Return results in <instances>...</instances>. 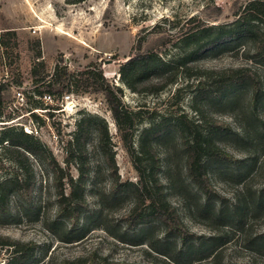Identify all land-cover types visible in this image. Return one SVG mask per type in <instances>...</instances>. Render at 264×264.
<instances>
[{"label":"rangeland","instance_id":"obj_1","mask_svg":"<svg viewBox=\"0 0 264 264\" xmlns=\"http://www.w3.org/2000/svg\"><path fill=\"white\" fill-rule=\"evenodd\" d=\"M247 1L0 0V34L8 33L4 35L5 45L0 46V82H10L9 102L0 110V129L21 127L44 144L61 166L66 164V140L80 117L96 115L108 131L101 138L91 129L86 137L90 164L98 169V175L96 184H85L83 190L74 191L75 196L82 195L78 198L75 226L67 215H60L56 196L60 190L68 194L70 184L55 187L46 162L29 155L35 182L19 184V190L10 193L7 208L0 211V235L35 242L37 248L30 264H161L159 260L163 259L147 243L158 242L163 226L153 221L147 227L129 226L124 216L133 206V193L112 195L100 144L113 156L121 180H135L136 172L103 96L76 92V85H72L67 97L33 104L40 98L30 74L36 40L49 71L58 57L74 75L78 68L95 62L111 83L122 88L123 103L140 111L136 142L152 122L162 119V128L169 127V133L157 141L162 185L184 225L197 234L201 243V247L192 241L182 245L172 237L167 240L169 252L176 255L182 250V264H264V56L255 55L250 41L198 53L197 59L188 63L190 68L175 69L176 81L157 94L132 92L118 74L138 37L145 38L143 50L155 49L170 59L187 32L202 25L231 24ZM8 30L15 33L5 32ZM257 38L261 39L262 34L258 33ZM230 67H245L254 78L256 101L252 100L253 89L248 82L226 85L218 93L206 91V96L193 98L198 86H209L212 79L219 78L217 72ZM181 114L201 130L214 127L219 146L232 156V161L209 160L208 176L218 197L208 202L188 181L181 138L170 128ZM5 143L0 145V181L16 170L4 151ZM74 164L70 162V173L76 176ZM241 188L247 189L241 200H259V206L246 208L242 219H234L239 225L230 229L225 224L233 219L218 217L217 212L220 207L229 208ZM21 208L24 215H16ZM77 234H81L80 240L65 241L64 237ZM214 234H218L219 241H226L203 258ZM142 237L148 241L135 244ZM10 251L0 247V264L10 257Z\"/></svg>","mask_w":264,"mask_h":264},{"label":"trees","instance_id":"obj_2","mask_svg":"<svg viewBox=\"0 0 264 264\" xmlns=\"http://www.w3.org/2000/svg\"><path fill=\"white\" fill-rule=\"evenodd\" d=\"M14 34V30H8ZM261 33L262 38L258 39L257 34ZM0 34V46H4V35ZM182 45L177 47V52L172 58L162 57L161 53L155 49L143 50L144 37H138L132 45L130 53L120 64L118 74L120 81L132 92L144 94H157L169 84L177 79L175 69H189L188 63L197 59L198 53H212L219 47H228L247 41L253 43L252 50L255 55L264 56V0H248L244 3L243 9L231 24H211L199 26L196 30L187 32L181 39ZM36 53L34 55V65L30 69L33 84H37L36 95L41 99L43 95H50L54 100L62 99L69 92L72 85H76L75 91L81 93H100L104 102L117 126L123 148L129 156L131 164L136 172L135 180H121L117 172L115 161L109 155L103 144L101 152L103 154L102 163L105 165L106 174L109 176V183L112 184V195L128 191L134 195V203L126 213L124 219L129 226L147 227L153 221L163 226V234L156 244L140 238L135 244H142L148 241V246L156 255L163 259L161 264H182L179 256L182 250L173 255L167 250V240L175 237L182 245L187 242H194L198 247L201 243L197 240L198 236L187 229L179 217L175 207L167 199L165 188L162 185L160 171V156L157 151L158 137L169 133V127L162 128V119L152 122L145 127L135 141L137 125L140 122L139 110H133L123 103L121 95L122 88L111 83L104 75L101 68L91 62L77 69V74L71 72L61 57L55 59L52 69L49 71L41 58L39 40L35 42ZM63 63V65L61 64ZM192 68V67H191ZM245 67L226 68L219 78L212 79L209 86L199 87L193 98L197 99L202 95L206 96V91L218 93L226 85L248 82L252 86V100L256 101L258 88L254 78L247 73ZM211 77V76H210ZM209 78V76H208ZM15 84L19 82L14 80ZM9 80L0 82V110L7 106L10 95ZM210 89V90H208ZM35 99L34 105H43V102ZM44 101V100H43ZM48 108V107H47ZM36 116L35 112H32ZM49 115H52L49 112ZM12 119V118H10ZM9 120V119H8ZM213 124L217 125L215 118L210 117ZM6 125V124H3ZM0 129V145L6 141L4 151L9 160L16 168L15 173L0 181V211L8 206V197L12 191L19 190V184H34L35 176L29 155L46 162L51 175V183L58 187V184H70L71 189L68 194L62 190L56 196L60 205V215H67L73 220V225L78 223L79 199L82 195L75 196V190H83L85 184H96L98 169L90 164L89 152L86 144V137L91 129L103 137L107 135V125L96 115L80 117L75 122V128L70 138L66 140V159L65 166H61L53 157L52 153L37 138L28 132H24L21 127L2 126ZM222 127V125H220ZM170 128L178 133L181 138V147L185 154V172L188 181L193 188L204 194V201L218 197L216 190L210 183L207 165L209 160H230L232 156L225 152L216 140V129L201 130L198 124L185 118L184 114L177 116ZM247 137V136H246ZM74 161L77 175L70 173V162ZM18 193V192H16ZM247 193V189L241 188L236 200L226 208H219L217 215L221 218L233 219L228 222L230 229L237 227L234 219H242L246 208H256L259 200L253 199L252 202L241 200ZM68 207V208H67ZM16 215L22 216L23 210H16ZM50 228V226H48ZM51 229V228H50ZM143 229V228H142ZM81 234L65 238L66 242L77 241L82 238ZM218 234L211 236L213 241L209 250L203 255L209 257L226 240L219 241ZM0 247L11 249L10 257L4 264H30L37 248V244L32 241H18L8 236L0 235ZM183 249V248H182ZM154 258H156L154 256ZM198 258V260L203 259ZM157 259V258H156ZM67 264V263H64Z\"/></svg>","mask_w":264,"mask_h":264},{"label":"built area","instance_id":"obj_3","mask_svg":"<svg viewBox=\"0 0 264 264\" xmlns=\"http://www.w3.org/2000/svg\"><path fill=\"white\" fill-rule=\"evenodd\" d=\"M19 94H21V93H19ZM65 97H67V96L65 95ZM42 99H43L44 101H52L50 95H43V96H42Z\"/></svg>","mask_w":264,"mask_h":264}]
</instances>
